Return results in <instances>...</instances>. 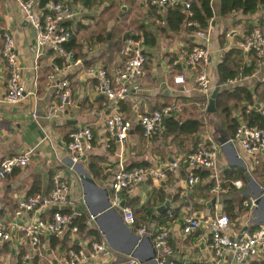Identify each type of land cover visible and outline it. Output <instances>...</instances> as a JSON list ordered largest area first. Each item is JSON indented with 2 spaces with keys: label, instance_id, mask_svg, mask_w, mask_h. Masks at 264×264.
Here are the masks:
<instances>
[{
  "label": "crops",
  "instance_id": "1",
  "mask_svg": "<svg viewBox=\"0 0 264 264\" xmlns=\"http://www.w3.org/2000/svg\"><path fill=\"white\" fill-rule=\"evenodd\" d=\"M19 1L0 0V47L4 35H11L28 94L17 104L2 101L6 91L7 71L0 55V161L9 155L28 149L32 152L26 167L15 169L6 179L0 181V220H11L16 201L20 197L34 190L47 192L52 175L62 174L71 179L69 194L74 201L72 207L75 212L85 213L88 217L93 216L89 225L97 230L101 241H104L111 249V254L108 256L88 258L79 264H124L129 257L135 258L137 264H158L154 259L152 229L166 218V215L160 218V213L156 212V208L165 202L167 193L170 192L171 206L169 209H177L171 222V242L177 257L189 261L190 264L198 261L207 264H233V256L228 251H224L221 258L213 257L208 248L210 232L207 226H201L196 232L183 238L180 234L182 218L184 215L191 214L208 219L214 213L225 211V204L228 206V201L239 195L243 196L245 186L250 197H254L257 193L256 185L252 181H247L233 164L244 163L253 180L264 187L262 179L256 178L253 174V167L259 162H264V151L255 159H250L243 156L238 142L232 141V145H222L219 142L221 138L228 140L232 138H228L222 118L214 112L208 113L201 102L195 101L196 99L194 101L189 99L197 98L200 94L194 81L197 70L188 67L184 62L185 50L190 48L193 42L201 43L194 37V32L189 33L185 26L179 31H160L162 26L166 27L164 18L169 6L156 8L150 5L148 0H118V8L122 12L130 9V12L125 17L127 26L124 31L111 36V28L122 17L117 19L120 12L104 25V21L98 16L100 9H95L99 5L86 8L80 2L69 0L82 11L71 25L75 37V45L71 48V59L64 60L47 48L39 54L34 52L35 30L22 17L19 11ZM106 4L107 0L104 1V8ZM122 6L126 9L122 10ZM249 21L253 25L260 22L264 24V7L249 17ZM141 24L149 32L148 36L154 37L155 42L150 44L144 41L145 61L143 75L139 79V90L119 103V111L135 120L138 115L158 109L168 103L182 104L185 109L180 111L182 112L181 119L197 118L203 123L200 130L193 135L195 140L199 143L219 144L216 160L219 177L224 178V172L238 174L240 176L237 175L234 179L240 180L242 187L240 189L229 188L214 205H207L212 195L204 188V185L210 177H204L201 184L197 185L198 187L194 186L190 189L187 201L181 196L175 199L178 188L184 187V179L189 172V167L184 171L180 169L165 181L141 182L134 190L122 197V200L126 202L125 205L134 211L135 218L140 219V224L148 222L150 225L148 231L139 236L132 227L131 231H128L122 224V214L119 208L114 207L118 213L104 209L105 190L110 191V181L114 172L119 168L120 163L131 168L139 165H156L172 158L180 159L182 164L187 166L184 164L183 157L192 139L191 137L179 138L177 142L168 133L160 137H145L139 125L136 124L130 129L128 138L124 142L119 143L108 139L104 128V117L108 109L103 106L104 97L96 85V78L87 74L86 69L105 67L112 70L116 67L121 59L122 36L128 33L144 37V29L139 27ZM222 28L223 23L214 20L209 29L210 40L207 45L211 49L209 67L211 91L217 84L216 67L223 53L233 46H238L241 38L245 36L243 29L233 27L228 37L224 38V45L220 44L217 38L218 30ZM104 29L106 40H96V36ZM251 60V54L244 52L241 65L249 66ZM51 74H55V81L66 79L73 93V104L62 117L57 119H48L45 114L49 106L58 100L54 87L55 81L48 78ZM177 76H183V82H174ZM237 83L246 85L253 96L252 105L241 102L239 106L245 105L246 111L253 109L263 114L264 55L257 59L250 75L234 80L231 86ZM221 87L219 85V90ZM185 99L188 101L184 102ZM33 112L36 113L35 117L32 116ZM232 114L242 123L238 108L234 109ZM84 125L89 126L94 134L93 148L84 154L79 162L73 164L65 147L68 133ZM208 139L209 142H207ZM91 162H96L98 165L99 177L97 178L89 169ZM83 171L92 177L96 186L85 182L80 177ZM159 185L166 192L162 199ZM204 194L207 196L203 197ZM233 208L236 211L239 205L235 203ZM135 211L139 212L135 214ZM50 212V208H41L32 215L47 217ZM246 214H251L249 220L245 219L248 218ZM257 219H262L264 222V197L257 209L254 207L248 213H243L242 209L236 217L230 218L228 232L232 236H238L244 228H253L252 225ZM72 236L70 232V239ZM63 238L64 235L55 243L50 236H44L41 242L43 255L39 256L34 254L27 238L14 233L12 239L0 247V264H20V257L24 253L32 257V264H65V250L70 242L68 245L64 242L63 246ZM80 243L83 245L82 242ZM248 264H264V252L250 257Z\"/></svg>",
  "mask_w": 264,
  "mask_h": 264
},
{
  "label": "built area",
  "instance_id": "2",
  "mask_svg": "<svg viewBox=\"0 0 264 264\" xmlns=\"http://www.w3.org/2000/svg\"><path fill=\"white\" fill-rule=\"evenodd\" d=\"M148 3L156 8H163L180 4L182 10L191 15L190 2L187 0H149ZM19 11L22 17L34 28V52L39 54L44 48L54 51L64 60H70L72 53L66 49L65 44L71 37V25L77 19L82 10L76 8L69 0L58 2L49 1L40 6V0H20ZM188 26H199L196 21H188ZM209 25L206 29L197 27L193 32L194 37L201 43L195 44L184 52L185 64L197 70L194 81L198 91L207 96L211 92V80L209 74L211 49L207 43L210 40ZM71 27V28H70ZM144 37L134 34L123 35L121 38V59L120 63L112 70L105 67L98 69L87 68L86 72L96 78V85L103 94V106L108 109L104 117L105 134L108 139L119 143L124 142L134 124L139 125L145 137H160L164 134V120L177 115L181 111L178 102H171L158 109L144 112L138 115L135 120L126 117L119 111V103L129 95L139 90V79L143 75V64L145 61L143 51ZM242 51L254 53L256 58L264 55V27H254L238 43ZM0 55L4 60L7 71L6 91L2 101L8 104H17L22 101L28 91L23 77L22 67L18 61L14 40L11 35H4L0 47ZM55 81V74L48 76ZM230 80L227 84H232ZM174 82H183V76L174 78ZM54 87L58 100L49 106L46 114L48 119L62 117L67 109L73 104V93L70 83L66 79H57ZM208 103V102H207ZM207 103L201 102L203 108ZM35 117L36 113L33 112ZM264 116V113H263ZM230 141L240 144L243 156L255 159L258 154L264 151V125H245L241 123L235 130ZM94 134L87 126H80L68 133V140L65 144L70 160L73 164L80 161V158L90 152L93 148ZM31 149L20 153L9 155L0 161V181L7 178L15 169H22L29 162ZM219 152V144L204 142L198 144L197 148L189 153L184 159L189 167V172L184 179V187L180 196L188 200L189 191L192 187L201 184L203 178L197 175L194 170L197 168L207 169L213 185L208 192L219 199L229 188L240 189L242 182L238 179L220 178L216 169V160ZM184 161V162H185ZM182 162L178 158L163 160L156 165H139L131 168L125 167L122 163L114 172L110 181L111 206L121 210L123 221L130 227H134L136 218L129 206L120 207L123 195L134 190L139 183L145 181H165L169 176L174 175L181 169ZM206 178V177H205ZM51 187L47 192H36L24 195L16 201L11 220H0V247L10 241L14 233L27 238L34 254L42 256L41 242L44 236L61 238L69 229L72 239H77V248H70L65 253V264H79L90 258L95 259L111 254V249L104 241L87 244L81 240L76 233L75 226L70 227L71 214L63 212V209L71 208L74 205L69 190L71 179L62 175L54 174L51 177ZM211 196V197H212ZM210 197V198H211ZM254 197H248L242 202L243 213L250 212L256 205ZM216 203V202H215ZM41 208H50L51 212L47 217L33 216L32 214ZM248 211V212H247ZM80 214L81 212H75ZM239 214V213H238ZM174 212L166 210V219L157 223L152 229V244L155 250V260L158 264H190L189 261L178 258L171 242V222ZM247 215V214H246ZM93 216L88 217V223ZM230 217L224 211L214 213L208 219L194 215H184L181 222L180 234L183 238L196 232L201 226H207L210 232L208 248L213 257L221 258L224 251L233 256V264H248V259L264 252V224L244 230L239 236H232L228 232ZM148 222L135 227L137 235H143L148 231ZM32 257L24 253L20 257V264H32ZM124 264H137L133 257H129ZM194 264H207L198 261Z\"/></svg>",
  "mask_w": 264,
  "mask_h": 264
},
{
  "label": "trees",
  "instance_id": "3",
  "mask_svg": "<svg viewBox=\"0 0 264 264\" xmlns=\"http://www.w3.org/2000/svg\"><path fill=\"white\" fill-rule=\"evenodd\" d=\"M49 1L58 2L61 0H40V6H43L45 3ZM73 1L80 2L84 7L90 8L94 5L102 4L105 0H73ZM107 1L108 3L106 4V7L104 8L103 5L98 15L104 21V25H106V22L116 17L118 12H120V10L118 9V3H119L118 0H107ZM263 7H264V0H192L190 2V11L192 13L191 15H188L186 11H183L182 6L180 4L169 6L164 18L166 27L162 26L160 28V31L162 32L165 30L179 31L185 26L186 30L189 33H191L197 27L206 29L209 25L212 24L214 20L218 22H222L225 20L232 19L233 21L231 22L230 25L232 26L242 25L243 31L245 35H247L256 26L264 27L263 22L253 25L249 21V17L258 13L259 10ZM128 11H130V9H128ZM126 16L127 13H124L123 17H121V19L115 25H113V28H111V36H114L115 34L124 31L125 27L127 26V23H125ZM190 20L198 22L199 26H188L187 23ZM66 24L68 26H71L70 23H66ZM139 27L144 29L143 24H141ZM143 31H144L143 35H144L145 43L153 44L155 42L154 37L152 35L148 36L149 32L147 30L144 29ZM71 32L72 34L70 40L68 43L65 44L66 49L69 50L70 52L72 51L71 48L75 45L73 28H71ZM127 34L128 33L124 35ZM134 36H138V35H134ZM218 37L220 38L219 41L220 44H223V39L221 38L222 34H219ZM244 37H242L241 40ZM96 40H101V41L106 40L105 29L96 36ZM195 44L197 43L193 42L190 47H192ZM243 54L244 51H242V49L239 46H233L229 50L223 53L221 60L218 62L216 67V72H217L216 83L222 87L220 88L215 98L216 110L214 113L222 118V124L225 129V132L227 133L228 138H231L233 136L236 128L241 124L238 118L232 114L234 109L238 108V110L240 111L241 120L243 124L248 126L264 125L263 114H259L253 109L246 111L245 105L239 106L241 102H246V104H251V105L253 104L252 93L249 91L246 85L242 83H237L236 85H232V86L231 84L230 85L227 84L230 80H238L245 75H250L253 69L255 68L257 59L254 53H249L252 56V60L249 66H247L246 64L241 65ZM189 99H191L192 101L196 99L195 101L203 102L205 104L208 102V97L201 93L197 98L192 97ZM186 101H188V99L184 100V102ZM184 109L185 107L182 106L181 104V110L183 111ZM181 113L182 112H179L177 115L168 117L164 120V124L166 128L164 134L168 133V135H172L174 139L177 140V142L179 141V138L186 139L188 137H191L192 143L188 147L187 151L184 153V157H183L184 160L186 159V156L189 153H191L197 148L199 141L195 140L193 135H195L200 130L203 123L197 118L190 117V118L181 119L180 117ZM204 144L209 145V143H205V142ZM186 168L187 166H184L183 164L181 165L182 171L186 170ZM89 169L94 177L96 178L99 177L98 165L96 162H91ZM194 172L197 175H199L201 178L207 177L209 175V171L203 168H197L194 170ZM253 174L256 178H261L262 183H264V162H259L253 167ZM237 175H234L232 172H224V178L234 179L237 177ZM212 185H213V180L208 181L204 185V188L208 191ZM159 186H160L159 190L162 199L166 195L165 194L166 192H164L161 185ZM50 187H51V183H50ZM180 190L181 187H179L177 192L175 193V199H177L180 196V192H181ZM36 192L37 190H34L29 194H34ZM206 196L207 194L203 195V197ZM245 199L246 198L243 197L242 195H239L238 197H234V199L228 201L229 202L228 206L225 204L224 212H226L230 218L236 217L237 214L239 213V210L242 211L243 208L241 205ZM234 202L237 205H239V209H237L236 211L233 208L235 204ZM172 210L174 211V213H177V209L173 208ZM62 211L71 214V220L69 225L70 227L75 226L77 228L76 233L78 234L81 240H86L87 244L101 241L97 230L91 225H89L88 216L85 213L81 212L80 214H77L75 213L73 207L68 209H63ZM138 212L139 211H135V214H137ZM164 215H166V211L160 214L159 217L161 218ZM165 219L166 218H164V220ZM139 225H140V219L139 218L137 219L136 217V223L132 228L135 229V227ZM70 232L71 231L68 229L64 233V238L62 239L63 246L65 245V243H67L68 245V242H70V244L67 246L65 251H67L70 248L79 247V243L77 239H70ZM50 237L51 240H55V243L56 241H58V238H54L53 236Z\"/></svg>",
  "mask_w": 264,
  "mask_h": 264
},
{
  "label": "water",
  "instance_id": "4",
  "mask_svg": "<svg viewBox=\"0 0 264 264\" xmlns=\"http://www.w3.org/2000/svg\"><path fill=\"white\" fill-rule=\"evenodd\" d=\"M126 9V7L125 6H122V10H125ZM120 16H122V13H120L119 14V16L117 17V19L120 17ZM218 92H219V84H216L215 85V87L213 88V90L208 94V103H207V106H206V111L208 112V113H213V112H215V110H216V107H215V98H216V96H217V94H218ZM210 140L208 139L207 140V142H209ZM222 145L223 144H229V145H232V141H230V140H228V139H226V138H221L220 139V141H219ZM186 161L184 162V164L186 165ZM233 166L236 168V170L237 171H239V172H241L243 175H244V177H245V179L247 180V181H252L255 185H256V187H257V193H256V195L254 196V198H255V201H254V203H255V209H257V206H258V204L260 203V201L262 200V198L264 197V187H261L259 184H257L254 180H253V178L251 177V174L249 173V171L247 170V168H246V165L243 163V164H239V165H237V164H233ZM81 176V178L85 181V182H87V183H89V184H92V185H95L96 186V182L92 179V177L87 173V172H85V171H83V174H80ZM141 183H139L138 185H140ZM105 192H106V204H105V207H104V209H110V210H113V211H115V212H117V209H115L113 206H111V202H110V199H109V194H110V191L109 190H105ZM243 196L245 197V198H248V197H250V193L247 191V188H246V186L243 188ZM215 202H216V197L215 196H212L211 198H209L208 199V202H207V205H214L215 204ZM125 201L124 200H122L121 201V203H120V207H124V206H126L125 205ZM171 193L170 192H168L167 193V196H166V200H165V202L162 204V205H160L159 207H157L156 208V212L159 214H162V213H164L170 206H171ZM118 213V212H117ZM122 218V217H121ZM122 224L124 225V226H126V228L128 229V231H131V227L130 226H128L124 221H123V219H122ZM260 224H264V222L262 221V219H257L256 221H255V223L252 225V226H258V225H260ZM246 228H244L242 231H241V233L245 230ZM241 233L239 234V236L241 235ZM138 238V237H137ZM155 259V258H154ZM156 261V260H155ZM157 262V261H156Z\"/></svg>",
  "mask_w": 264,
  "mask_h": 264
},
{
  "label": "rangeland",
  "instance_id": "5",
  "mask_svg": "<svg viewBox=\"0 0 264 264\" xmlns=\"http://www.w3.org/2000/svg\"><path fill=\"white\" fill-rule=\"evenodd\" d=\"M107 3H108V1H107ZM103 4H104V2L102 3V4H99V7H95V9L96 10H101V8H102V6H103ZM119 9V8H118ZM120 10V9H119ZM116 12H118V11H116ZM130 11H121L120 10V13H122V17H123V14L124 13H129ZM233 20L232 19H229V20H225V21H222V23H223V28L221 29V30H218V35L219 34H222V39L223 40H225L224 38H226V37H228L227 35H229V33H230V31H232V29H233V27H240L241 29H243L242 27V25H234V26H232V25H230L231 24V22H232ZM218 23H220V22H218ZM227 31V32H226ZM225 32H226V34H225ZM219 41H220V38L218 37L217 38ZM223 45H224V43H223ZM246 216H248V218H245V219H247V220H249V218H250V216H251V214L249 215V214H247Z\"/></svg>",
  "mask_w": 264,
  "mask_h": 264
}]
</instances>
